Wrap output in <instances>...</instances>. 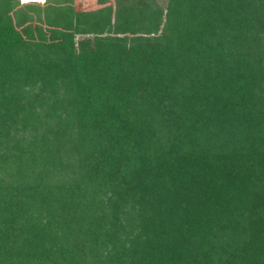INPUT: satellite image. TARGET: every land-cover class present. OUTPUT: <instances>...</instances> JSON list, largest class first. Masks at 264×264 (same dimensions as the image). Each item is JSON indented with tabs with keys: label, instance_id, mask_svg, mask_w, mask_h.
I'll return each instance as SVG.
<instances>
[{
	"label": "trees",
	"instance_id": "1",
	"mask_svg": "<svg viewBox=\"0 0 264 264\" xmlns=\"http://www.w3.org/2000/svg\"><path fill=\"white\" fill-rule=\"evenodd\" d=\"M0 264H264V0H0Z\"/></svg>",
	"mask_w": 264,
	"mask_h": 264
},
{
	"label": "rangeland",
	"instance_id": "2",
	"mask_svg": "<svg viewBox=\"0 0 264 264\" xmlns=\"http://www.w3.org/2000/svg\"><path fill=\"white\" fill-rule=\"evenodd\" d=\"M34 1L37 2V3H42L43 2V0L42 1L34 0ZM21 2H22V0H21Z\"/></svg>",
	"mask_w": 264,
	"mask_h": 264
}]
</instances>
